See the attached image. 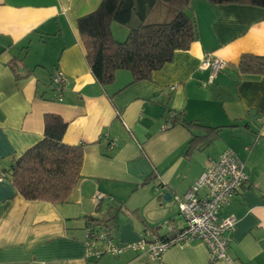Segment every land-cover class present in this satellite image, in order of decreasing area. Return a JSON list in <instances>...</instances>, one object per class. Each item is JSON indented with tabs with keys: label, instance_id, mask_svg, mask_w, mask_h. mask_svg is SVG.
Returning <instances> with one entry per match:
<instances>
[{
	"label": "crops",
	"instance_id": "obj_1",
	"mask_svg": "<svg viewBox=\"0 0 264 264\" xmlns=\"http://www.w3.org/2000/svg\"><path fill=\"white\" fill-rule=\"evenodd\" d=\"M100 2L0 0V264H210L201 241L172 245L157 260L136 250L86 258V217H112L119 243L179 231L185 221L174 196H183L226 148L244 162L247 179L219 210L236 222L230 260L216 264H264V72L238 68L243 54L264 56V8L191 0L197 35L187 49L149 79L132 81L119 69L101 86L76 28ZM154 16L165 18L161 11ZM110 28L115 40H125L119 23ZM206 52L226 63L211 82L199 67ZM54 68L67 77L61 93L51 84ZM46 114L60 116L63 142L83 151L80 179L64 202L24 199L4 171L42 139ZM172 114L218 128L217 139L186 153L204 130L172 125ZM97 192L104 194L99 204ZM165 192L171 198L164 203Z\"/></svg>",
	"mask_w": 264,
	"mask_h": 264
},
{
	"label": "trees",
	"instance_id": "obj_2",
	"mask_svg": "<svg viewBox=\"0 0 264 264\" xmlns=\"http://www.w3.org/2000/svg\"><path fill=\"white\" fill-rule=\"evenodd\" d=\"M207 1L212 5L240 3L264 8V0ZM190 3L191 0H101L93 11L78 17L76 28L95 80L105 86L119 69L129 70L132 81L149 79L172 59L175 51L187 49L197 35ZM161 10L165 18L157 19L154 14ZM112 22L127 27L125 40L114 39ZM238 68L242 72L263 73L264 56L243 54ZM177 117L171 115L172 125L181 121L187 128L204 130L201 136L191 137L186 153L201 150L217 139L218 128L183 122ZM65 129L66 122L60 116L44 115L42 139L14 158L4 170L24 199L64 202L78 184L83 151L79 145L63 142ZM153 177L154 174L150 176ZM111 218L87 216L86 223L110 228Z\"/></svg>",
	"mask_w": 264,
	"mask_h": 264
},
{
	"label": "built area",
	"instance_id": "obj_3",
	"mask_svg": "<svg viewBox=\"0 0 264 264\" xmlns=\"http://www.w3.org/2000/svg\"><path fill=\"white\" fill-rule=\"evenodd\" d=\"M225 64L222 58L206 52L199 67L201 70L209 71L208 81L211 82ZM66 83L65 74L59 68H54L51 72V84L54 89L61 93ZM173 87L170 86V89ZM58 98L62 100L61 94ZM260 121L264 127V115ZM2 178L3 175L0 173V180ZM246 179L244 162L239 159L235 150L226 148L218 160L200 174L183 196H174L180 215L185 221V226L181 230L169 231L166 237L157 241L140 239L119 243L113 239L110 228L87 224L84 235L86 258L99 259L106 253L117 256L127 250H136L144 251L151 259L157 260L172 245L201 241L209 250L210 264H216L221 259L230 260L227 248L236 217L233 214L219 217L218 213L220 208L233 198ZM201 190L204 193L199 196ZM103 198L104 194L97 192L94 199L99 204Z\"/></svg>",
	"mask_w": 264,
	"mask_h": 264
},
{
	"label": "rangeland",
	"instance_id": "obj_4",
	"mask_svg": "<svg viewBox=\"0 0 264 264\" xmlns=\"http://www.w3.org/2000/svg\"><path fill=\"white\" fill-rule=\"evenodd\" d=\"M191 5V4H190ZM162 11V10H161ZM162 12H164V11H162ZM157 19H160V18H157ZM151 21V20H150ZM119 26H120V28H121V30H123V34H124V36H123V39L127 36V33H128V29H127V27H125L124 25H121V24H119ZM106 254H108V253H106Z\"/></svg>",
	"mask_w": 264,
	"mask_h": 264
},
{
	"label": "water",
	"instance_id": "obj_5",
	"mask_svg": "<svg viewBox=\"0 0 264 264\" xmlns=\"http://www.w3.org/2000/svg\"><path fill=\"white\" fill-rule=\"evenodd\" d=\"M171 198V194L169 192H165L163 194V201L164 203Z\"/></svg>",
	"mask_w": 264,
	"mask_h": 264
}]
</instances>
